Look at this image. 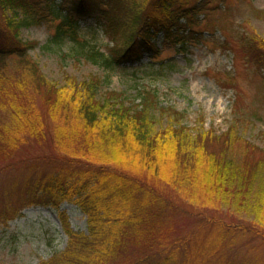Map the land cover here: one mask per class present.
I'll return each instance as SVG.
<instances>
[{"label": "trees", "instance_id": "16d2710c", "mask_svg": "<svg viewBox=\"0 0 264 264\" xmlns=\"http://www.w3.org/2000/svg\"><path fill=\"white\" fill-rule=\"evenodd\" d=\"M53 1L0 0V158H9L8 154L27 138L38 141L48 134L43 133L34 113L36 97L43 98L55 123L54 134H50L59 160L51 162L47 173L31 184L29 202L57 208L62 201L72 200L86 214L88 223L89 233L76 238L78 248L72 251L70 246L62 256L39 264H107L114 258L118 264H174L176 258L186 264L187 251L177 257L178 242L169 243L172 251L156 261L155 257L132 262L111 257L128 247L121 238L128 229H144L143 224L155 216L152 206L162 201L153 187H145L136 175L125 171L127 164L140 170V175H151L178 189L194 207L230 211L238 220L226 224L217 219L223 224L221 238L240 233L264 239V161L245 162L253 151L250 144L237 145L235 153L230 151L236 141L240 144L241 135L235 129L240 117H235L226 131L235 129L234 136L229 132L227 136L216 135L203 128V115H198L194 129H187L183 124L186 111L161 105L156 92L149 89L141 90L139 101L134 103L120 92L102 93L98 75L78 80L65 74L60 84L46 78L29 56L28 50L37 42H22L18 37L21 27L57 19L60 14L53 42L58 44L69 37L78 43L79 20L89 17L103 27L111 45L109 56L92 50L86 52L87 57L106 65L139 61L144 52L152 59L162 51V46L152 40L159 31L162 45L183 48L200 39L193 25L207 1L196 5L186 0H147L135 6V14L131 3L124 4L122 0H66L67 13L62 12L63 4L57 12ZM255 43V37L247 38L244 46L248 60L264 66V54ZM222 47L232 49L226 43ZM237 52L234 49V54ZM9 57H14L16 63L12 72L8 71ZM220 84L235 86L234 75L226 74ZM222 136L227 138L223 147L219 151L211 149L210 143ZM163 163L165 167L161 169ZM119 189L125 192L115 194ZM138 191L143 192V200L131 202L132 206L127 196ZM156 206L161 209V205ZM4 215V211L0 213V217ZM63 218L59 213L69 239L77 237ZM216 225L221 227V222ZM148 234L137 231V238L132 240L140 244L141 237L146 241ZM150 243L148 246L154 249L156 244Z\"/></svg>", "mask_w": 264, "mask_h": 264}, {"label": "rangeland", "instance_id": "374dc122", "mask_svg": "<svg viewBox=\"0 0 264 264\" xmlns=\"http://www.w3.org/2000/svg\"><path fill=\"white\" fill-rule=\"evenodd\" d=\"M122 1L131 3L135 14L138 11L135 6L147 0ZM186 1L187 4L202 5L205 0ZM206 1L204 10L197 15L193 25L195 35L200 39L183 48L162 45V33L159 31L152 40L162 46V51L152 59L144 52L139 61L112 65L93 61L86 52L97 50L107 57L111 41L96 19L89 17L79 20L78 43L69 37H64L58 44L53 42L60 14L57 19L21 27L18 37L22 42H37L28 50L29 56L46 78L60 84L65 74L78 80L98 75L102 80L101 92H120L134 103L139 101L141 90L149 89L156 92L161 105L186 111L183 124L187 129H194L198 115H203V128L216 135L227 136L229 131H226L234 118L240 117L239 124H235V129H239L237 134L241 135L240 144L236 141L230 151L235 153L237 145L250 144L253 151L244 161L248 164L264 161V66L250 62L253 60H248L244 46L247 38L253 36L257 42L254 45H259L264 54V0ZM65 3L66 0H54L52 7L58 12L63 4L62 12L67 13L69 4ZM129 34L126 33L127 36ZM223 43L232 49L222 47ZM234 49L240 53L234 54ZM13 59L7 58L10 72L16 68ZM226 74L234 75L235 86L220 84L226 79ZM35 106L34 113L39 118L42 131L48 134H43L38 141L27 138L8 154L9 158H0V213L4 211L5 214L0 217V264L48 261L51 257L65 254L70 246L72 251L75 250L76 238L79 240L89 233L86 214L74 201L66 199L57 208L29 202L31 184L47 173L51 162L59 160L54 155L50 134H54L53 118L40 96L36 97ZM234 130L229 132L230 135ZM225 138L222 136L212 141L209 147L219 151ZM164 167L165 164H161V169ZM124 169L136 175L145 187H153L152 191L159 194L162 201L161 204L156 201L152 206L155 216L143 224L144 229H128V234L121 237L128 247L111 257H122L129 262L136 258L155 257L156 261L172 251L168 249L169 243L178 242L177 257H183L187 251L189 258L186 264H264V239L255 234L240 233L221 238L223 224L217 219L226 224L238 220L230 211L221 207H194L168 183L151 175H140L137 173L140 170H135L130 164ZM119 191L125 192L119 189L114 193L118 195ZM123 194L126 198L127 194ZM127 198L133 206L143 200V192L130 193ZM156 205H161V209ZM59 213L71 231L76 233L77 237H72L75 241H71L64 231ZM219 221L221 227L216 225ZM137 231L142 235L149 233L148 239L145 241L141 237L140 244L134 242L132 239L137 238ZM150 242L156 244L154 249L148 246ZM158 249L165 252L155 253ZM178 260L176 258L174 264H181L182 258ZM111 263L118 264V261L114 258L107 264Z\"/></svg>", "mask_w": 264, "mask_h": 264}]
</instances>
